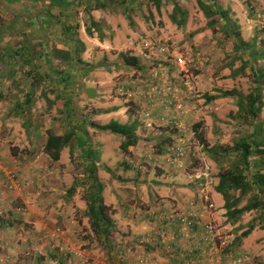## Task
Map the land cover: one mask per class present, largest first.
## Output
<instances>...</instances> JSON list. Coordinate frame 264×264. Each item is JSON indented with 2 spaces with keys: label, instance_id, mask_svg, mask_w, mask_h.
<instances>
[{
  "label": "rangeland",
  "instance_id": "rangeland-1",
  "mask_svg": "<svg viewBox=\"0 0 264 264\" xmlns=\"http://www.w3.org/2000/svg\"><path fill=\"white\" fill-rule=\"evenodd\" d=\"M119 1L106 0V10L91 13L102 27V40L95 32L92 36L86 34L82 14L78 15L77 37L85 46L81 54L84 65L80 67L90 69L89 73L81 77L77 85L67 86L63 97H57L58 94H53L51 87L43 82L47 99L54 104L48 110V102L39 97L42 86L37 88L30 123L25 122L27 133L19 120H6L4 115L8 108L0 104V142H5L20 163L17 169L12 168L13 172L0 170L8 187V190L2 188L0 195L19 199L15 214L18 216L10 221L11 227L0 221L5 225L0 229V264H135L142 257L151 264L150 250L153 254L163 251L162 256L176 257L175 250L167 252L158 234H171L175 230L168 220L174 209H182L192 199L198 201L200 187L187 174L200 163L211 167L212 180L207 190L216 207L211 222L219 224L221 231L233 238L246 229L255 215L253 212L245 214L235 225L227 223L222 197L215 191L219 168L205 153V149L216 143L231 148L241 128L233 118L237 111L234 99L207 102L205 95L231 89L247 94L253 87L249 68L237 72L242 61L233 51L232 40L207 25L209 20L196 0L178 1L187 13L181 27L172 22L164 4L157 9L152 2L140 0L130 20ZM218 1L237 24L242 39L249 41L256 37L264 47V0ZM20 11L15 5H0V19L8 23ZM143 53L147 58H143ZM121 54L139 58V67H122ZM176 57H181L183 63L175 64ZM144 85L145 97L140 95ZM112 105L124 106L115 115L121 124L137 121L147 130L137 129L140 138L137 150L121 151L124 156L114 157L112 150L119 149L120 138L83 124L81 138H89L93 148L99 142L107 145L108 154H112L108 166L115 171L111 175L99 168V180L106 186L103 203L116 229L110 247L103 248L94 240L84 215L85 188L79 185L74 194L68 195L74 182L81 180L76 161L70 160L69 150L65 148L60 159L53 163L43 155L41 147L47 129L58 135L67 130V114L72 126L81 125L82 121L104 125L112 121L111 117L96 111ZM260 119L264 120V108ZM196 124L201 125L203 145L194 138ZM158 131H166L169 138L157 139ZM27 141L29 146L31 141V147ZM162 142H167L165 148L173 143L189 146L181 160L187 167L185 170L184 166L180 168L176 162L167 161L168 156L155 157L154 149ZM0 147L5 146L0 144ZM164 163L174 170L177 168V173L166 172ZM178 172L182 173L180 177ZM172 175L178 179L173 180ZM170 183L187 186L188 190L180 194L188 199L177 202L169 198ZM160 186L168 196L159 191ZM204 219H208L207 214ZM258 234L254 233V238H258ZM181 242L189 246V251L190 244L185 240ZM248 260L246 257L247 264Z\"/></svg>",
  "mask_w": 264,
  "mask_h": 264
},
{
  "label": "trees",
  "instance_id": "trees-1",
  "mask_svg": "<svg viewBox=\"0 0 264 264\" xmlns=\"http://www.w3.org/2000/svg\"><path fill=\"white\" fill-rule=\"evenodd\" d=\"M139 1H119L123 13L130 20ZM147 1L152 2L157 9L164 4L173 23L180 27L185 24L187 13L179 0ZM196 2L209 20L207 25L213 30L217 28L225 39L232 40L233 51L239 54L242 61L237 72L246 68L251 71L253 87L247 94L231 89L218 90L217 95H205L207 102L232 98L237 107L233 118L241 128L231 148L216 143L205 149V153L219 168L215 191L222 197L227 223L235 225L245 214H255L241 232L239 239H242L256 228L264 232V120L260 119L264 108V47L256 37L249 41L242 39L237 24L231 21L229 12L218 0ZM0 5H15L21 9L8 23L0 19V102L7 99L13 102L12 114L23 119L22 125L27 133L25 122L30 123L37 100L35 94L43 82L47 83L46 87H51L53 94L63 97V90L67 86L77 85L81 77L88 75L90 69L80 67L84 65L81 54L85 46L77 37L78 15L82 14L86 34L92 36L95 32L102 40V27L91 13L99 9L106 10L107 4L106 0H0ZM120 58L122 67H139V58L126 54H121ZM39 97L48 102V110L54 104L47 99L44 86L40 89ZM65 109L68 110L67 104ZM67 117L69 119L66 118L65 122L68 128L61 135L51 129L45 131L42 153L55 163L60 159L63 149L68 148L70 160L76 161L77 168L81 170V180L74 182L68 189V195L74 194L79 185L85 188L84 215L88 219L89 229L97 243L103 248L110 247L116 229L103 203V185L98 178V170L102 168L111 175L114 173L101 162L100 152L88 140L81 138L84 131L82 127L87 124L99 132L118 136L119 149L126 152L140 141L136 133L138 123L130 121L121 124L112 120L100 125L93 121H82L81 125L72 126L70 115L67 114ZM200 127V124L193 126L194 138L203 145ZM83 134L87 135L85 132ZM166 143H157L154 151L157 154L165 153ZM226 250L223 249L220 255ZM256 264H264V261Z\"/></svg>",
  "mask_w": 264,
  "mask_h": 264
},
{
  "label": "crops",
  "instance_id": "crops-1",
  "mask_svg": "<svg viewBox=\"0 0 264 264\" xmlns=\"http://www.w3.org/2000/svg\"><path fill=\"white\" fill-rule=\"evenodd\" d=\"M145 86L146 85L141 86L142 90L140 92L141 93L140 95L143 97H145L143 94L145 91ZM84 93H86V92H84ZM2 102H0V104L6 106L8 108V110L6 109V113L4 115L7 117L6 120L9 119L10 121H14V122L19 120L21 122V125H22L23 119L21 117H16L14 114H12L11 108L13 106V102L9 99L4 100ZM123 107L124 106L120 107L119 105H112L110 108L104 109V110H98V111H96V113L99 115H105L106 114L107 116L111 117V120L119 122L117 120V118L115 117V115H117V113H119L123 109ZM38 117L41 118V115L39 114ZM98 117H101V116H98ZM34 123H37V120ZM138 129H142L144 131L147 130L146 127L142 126L140 123H138ZM148 130H150V129H148ZM149 132H152V131H149ZM37 134L38 133L36 132L35 135H37ZM148 134H153V133H148ZM154 134H156V133H154ZM154 134L150 135V136H154ZM156 136H157V139L169 138L168 137L169 134L166 131L165 132L158 131ZM149 138L150 137L148 135V139ZM88 141H89V138H88ZM0 144L2 146H5L2 148L0 147V170L3 169L4 173L8 170H11L13 172L14 170L12 168L17 169L20 165V163L17 160L18 158L16 159V156L11 153L9 147L5 144V142H0ZM26 144H28V146H29L28 141L26 142ZM138 144H140V141ZM138 144L134 148L128 149V152H133V151H131L133 149L137 150ZM29 147H31V141H30ZM41 149H42V147H41ZM95 149L100 152V156L102 157L101 162L104 163L107 167H109L108 163L111 162V159L109 158V156H112V154H108V146L105 144L103 145L102 142H99V144H96ZM112 151L114 153V157L124 156L123 153L118 148H116L115 150H112ZM166 156H167L166 152L163 154H155V157H158V158L163 157L165 159ZM166 159L168 161V158H166ZM106 160L108 162H106ZM126 166H128V165L126 164L125 167ZM109 168L115 173V171L112 167H109ZM165 170H166V172L167 171H173L174 174L177 173V171H178L177 168H175V170H174L171 167H169L167 164H165ZM166 172H164V174H166ZM2 173L0 171V191L2 190V188L3 189L6 188L8 190L6 179H4V177H3L4 173L3 174ZM99 174H100V171L98 170V178L100 179L101 175H99ZM177 175H179L178 177H180L182 175V173L180 172ZM174 176L173 175L171 176L172 179L177 180L178 178L177 177L174 178ZM152 184H154L153 181H152ZM102 185H103V194H104V189H106V186L103 183H102ZM171 185L172 186H170V188L168 185H163V186L169 188L168 190L170 191V194H171L169 196V198H171L172 200H175L177 202H181V201L188 199V198H186V195L180 194L181 191L185 192V190H188L187 186L178 185L176 183H172ZM164 189L165 188L160 186L159 191L164 193L163 195H166V193L164 192ZM176 193H178V194H176ZM166 196H168V195H166ZM18 202H19V199L15 196H8V194H6V197H3L0 195V221L6 222L8 227H11V222L14 219H16L18 216V215H15L18 212V208H16ZM222 205H223V201H222ZM130 224H132V223H130ZM4 226L5 225H1V222H0V229H3ZM242 231H240V233L238 235H235V237L233 236L231 245L227 248V250L223 253V255H219L218 258L216 259V262H214L212 264H247L245 262L246 257H247V259H249L248 260L249 264H256L258 262L264 261V232H262L261 230H258V228H256V230H254L252 233H250L249 236H247L246 238L239 239ZM134 232L135 231H133L132 234H134ZM254 233L255 234L259 233L257 236L258 238H254V235H253ZM139 234H141V231L137 232L136 235L131 238V242H133ZM188 248H189V246H186L184 243L181 242L178 245V248H176L174 251V255H176V257H172V255H171L169 258L167 256V254H164L162 256L163 251H156V253L153 254V251L150 250L149 253H151L152 254L151 257H153V259L151 260L152 261L151 264L152 263L153 264H183V261L186 260L185 258H187V255L189 252ZM147 255L149 256L150 254H147ZM237 259H241L242 262L236 263ZM201 264H206V262H202Z\"/></svg>",
  "mask_w": 264,
  "mask_h": 264
},
{
  "label": "built area",
  "instance_id": "built-area-1",
  "mask_svg": "<svg viewBox=\"0 0 264 264\" xmlns=\"http://www.w3.org/2000/svg\"><path fill=\"white\" fill-rule=\"evenodd\" d=\"M142 56L143 58H147L146 53H143ZM182 63V58L176 57L175 64L180 65ZM186 150H189V146H185L182 143L168 145L166 148L168 161L176 162L180 168L184 166L185 170L186 165L181 160ZM187 176L200 187L198 201L192 199L182 209H174L168 220L171 222V225L175 226V230L171 234L160 232L158 238L168 253L175 250L174 246L180 244L181 241L185 240L188 242L190 249L186 258L187 260H185L186 264H201L202 262L212 264L216 262L221 251L231 245L232 237L221 231L219 224L210 221L212 216H214L213 211L216 209L207 190L212 180L210 165L200 163ZM205 214H207L208 219H204ZM155 236L156 234L152 235L154 240L156 239ZM195 238L196 241L193 242L192 239ZM241 262V259L236 260V263ZM135 264H150V261L142 257Z\"/></svg>",
  "mask_w": 264,
  "mask_h": 264
}]
</instances>
